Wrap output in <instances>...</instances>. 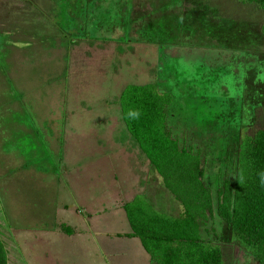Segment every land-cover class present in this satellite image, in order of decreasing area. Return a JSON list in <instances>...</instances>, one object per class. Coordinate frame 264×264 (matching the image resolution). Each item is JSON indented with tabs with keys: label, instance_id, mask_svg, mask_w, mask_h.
Listing matches in <instances>:
<instances>
[{
	"label": "rangeland",
	"instance_id": "rangeland-1",
	"mask_svg": "<svg viewBox=\"0 0 264 264\" xmlns=\"http://www.w3.org/2000/svg\"><path fill=\"white\" fill-rule=\"evenodd\" d=\"M262 25L264 10L237 0H0V236L9 264L100 254L108 264H156L137 238L116 236L130 226L114 198L140 194L173 216L182 207L126 130L120 93L154 83L171 94L167 128L199 155L216 204L217 189L234 181L244 128L261 125ZM75 212L101 253L52 232ZM201 234L232 264H258L216 212ZM31 236L39 247L26 243Z\"/></svg>",
	"mask_w": 264,
	"mask_h": 264
},
{
	"label": "trees",
	"instance_id": "trees-1",
	"mask_svg": "<svg viewBox=\"0 0 264 264\" xmlns=\"http://www.w3.org/2000/svg\"><path fill=\"white\" fill-rule=\"evenodd\" d=\"M237 1L264 10V0ZM260 33L264 36V25ZM171 102V94L160 92L154 83L128 84L119 96L126 130L182 207L179 215H169L136 195L123 205L132 230L128 236L139 239L156 264H232L224 246L207 242L201 234L216 212L229 226L233 244L264 264V184L259 177L264 172V107L257 110L261 125L244 128L234 181L221 184L214 204L199 155L180 147L167 128ZM0 264H8L1 236Z\"/></svg>",
	"mask_w": 264,
	"mask_h": 264
},
{
	"label": "crops",
	"instance_id": "crops-1",
	"mask_svg": "<svg viewBox=\"0 0 264 264\" xmlns=\"http://www.w3.org/2000/svg\"><path fill=\"white\" fill-rule=\"evenodd\" d=\"M140 151V150H139ZM140 153H141V151H140ZM142 154V153H141ZM144 156V155H143ZM145 157V156H144ZM146 158V157H145ZM148 161V160H147ZM149 163V162H148ZM150 165V164H149ZM151 166V165H150ZM123 193H125V189H124V191H123ZM132 195V193L130 192L129 193V196H131ZM121 197V198H120ZM135 197V196H134ZM133 197V198H134ZM106 198H107V196L105 197V200H106ZM133 198H131L130 200H123V195H117L114 199V205L115 206H117V207H122V209H123V205L125 204V203H127V202H130L131 200H133ZM104 199V198H103ZM146 199V198H145ZM150 204H151V202L148 200V199H146ZM107 203H108V201H107ZM71 208H72V206H71ZM65 210H67L66 208H65ZM123 211H124V209H123ZM70 212V211H69ZM124 213H125V211H124ZM88 216H91L90 214H89V212H88ZM125 216H126V213H125ZM126 219H127V216H126ZM85 221V217H83V216H80V215H78V213H76L75 212V214L73 213V214H71V215H69L68 216V218H66V219H64V221L62 222H59L58 223V225H57V227H59V229H55L54 231H52V232H54V235H60V236H65V235H69L68 237L69 238H72V244H77V242H79V241H77V238H81V239H83V240H85V241H87L88 243H89V245H90V247H88V249L89 250H91V253L93 252V253H101V251L100 250H98V247L97 246H99L98 244H96V242H95V236H94V233L95 234H97L95 231L93 232V231H91L92 229H90V227H88L87 226V224H86V222H84ZM87 221V220H86ZM127 221H128V219H127ZM128 224H129V222H128ZM129 226H130V224H129ZM64 228H67L66 230H69V232H66L65 230H64ZM101 233H103V232H101ZM132 233V230H131V227H130V230H129V232H125V233H117L116 234V236H121V237H128V238H135V237H130V236H128L129 234H131ZM36 236V235H35ZM60 236H58V237H60ZM17 237L18 236H16L15 237V239H17ZM31 238V240L30 241H27L26 240V243L27 244H29L30 242H35L34 244L36 245V243L38 242V239L37 238H33L32 236L30 237ZM139 240V239H138ZM24 241V240H23ZM23 241H22V243H23ZM82 241V240H81ZM25 242V241H24ZM21 243V244H22ZM62 244H65V243H62ZM36 246H38L39 247V245H36ZM32 249H31V253L33 252L34 253V251H36V247L35 246H32L31 247ZM64 249H68V247H63ZM72 249H77V247H73ZM38 250H39V248H38ZM145 251V250H144ZM31 257V256H30ZM95 257V256H94ZM97 258V261H95V262H84V261H80V262H78V261H72V264H108L107 263V261L105 262V258H104V256L103 255H101L100 254V256H98V257H96ZM150 258V257H149ZM29 263H31V264H35V262H34V260H32V258H31V261H29ZM8 264H9V262H8Z\"/></svg>",
	"mask_w": 264,
	"mask_h": 264
},
{
	"label": "clouds",
	"instance_id": "clouds-1",
	"mask_svg": "<svg viewBox=\"0 0 264 264\" xmlns=\"http://www.w3.org/2000/svg\"><path fill=\"white\" fill-rule=\"evenodd\" d=\"M260 182L264 184V172L259 173Z\"/></svg>",
	"mask_w": 264,
	"mask_h": 264
}]
</instances>
